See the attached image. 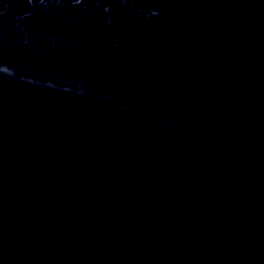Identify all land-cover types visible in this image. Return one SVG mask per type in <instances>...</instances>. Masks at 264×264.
<instances>
[{"label": "water", "instance_id": "95a60500", "mask_svg": "<svg viewBox=\"0 0 264 264\" xmlns=\"http://www.w3.org/2000/svg\"><path fill=\"white\" fill-rule=\"evenodd\" d=\"M0 264H264V0H0Z\"/></svg>", "mask_w": 264, "mask_h": 264}]
</instances>
